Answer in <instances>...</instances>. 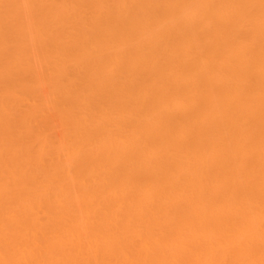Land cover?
I'll list each match as a JSON object with an SVG mask.
<instances>
[{"label": "bare ground", "instance_id": "obj_1", "mask_svg": "<svg viewBox=\"0 0 264 264\" xmlns=\"http://www.w3.org/2000/svg\"><path fill=\"white\" fill-rule=\"evenodd\" d=\"M0 264H264V0H0Z\"/></svg>", "mask_w": 264, "mask_h": 264}]
</instances>
